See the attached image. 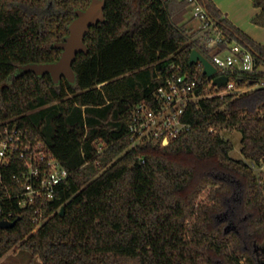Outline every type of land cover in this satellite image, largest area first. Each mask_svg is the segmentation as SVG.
Returning <instances> with one entry per match:
<instances>
[{"label": "trees", "instance_id": "obj_1", "mask_svg": "<svg viewBox=\"0 0 264 264\" xmlns=\"http://www.w3.org/2000/svg\"><path fill=\"white\" fill-rule=\"evenodd\" d=\"M198 1L225 35L216 51L237 41L264 61V45L212 0ZM252 1L260 8L255 21L264 25V0ZM88 3L0 0V120L42 138L70 172L42 205L36 231L35 207L21 208L12 226L0 227V259L23 247L42 264H259L264 85L255 84L264 73L229 72L234 86L220 93L226 86L189 62L193 49L211 54L203 36L182 22L188 0H104V20L90 26L87 52L72 63L73 82L18 68L56 61L61 49L54 43ZM177 64L199 83L201 97L182 117L190 128L165 145H131L134 105L154 104L166 70ZM225 128L240 131L244 158L230 155ZM2 170L13 191L18 168Z\"/></svg>", "mask_w": 264, "mask_h": 264}, {"label": "built area", "instance_id": "obj_2", "mask_svg": "<svg viewBox=\"0 0 264 264\" xmlns=\"http://www.w3.org/2000/svg\"><path fill=\"white\" fill-rule=\"evenodd\" d=\"M188 1L192 5L193 17L201 20L202 30H214L215 35L205 41L210 48L209 60L216 67L214 76H228L232 71L264 73V61H259L251 49L242 43L232 41L228 43V49L216 51L220 49L219 44L225 35L216 30L213 20L198 0ZM257 85H264V77ZM198 86V81L189 78L181 65H172L167 69L164 84L154 92L155 103L140 101L133 107L128 129L131 145L148 140L165 145L188 130L190 125L182 117L187 105L201 97L196 93ZM225 86L223 92L232 90L234 84L228 79ZM10 164L18 168L12 176L13 191H10L2 170ZM261 169L264 171V164ZM69 175V170L49 154L42 138L31 136L27 129L21 128L16 122L0 120L1 220H14L21 208L35 207L33 219L36 225L32 231H36L43 222L42 205L53 197L56 187L66 181ZM1 187L4 189L1 190Z\"/></svg>", "mask_w": 264, "mask_h": 264}, {"label": "water", "instance_id": "obj_3", "mask_svg": "<svg viewBox=\"0 0 264 264\" xmlns=\"http://www.w3.org/2000/svg\"><path fill=\"white\" fill-rule=\"evenodd\" d=\"M104 0H91L85 9H77L75 18L68 26L69 33L61 41L55 42L54 47L61 49V54L56 61L48 63H29L19 65L18 68L23 72L33 71L36 74L49 73L54 80L58 82L62 76L70 82L75 80V73L72 63L79 52H87L84 42V36L88 32L90 26L104 20ZM200 62L203 71L210 77H213L216 67L205 57L199 50L193 49L190 53L189 62ZM227 75H217L213 77L212 83L216 86H223L228 82ZM61 208V212L63 211ZM14 220H1L0 227H10L15 223Z\"/></svg>", "mask_w": 264, "mask_h": 264}, {"label": "crops", "instance_id": "obj_4", "mask_svg": "<svg viewBox=\"0 0 264 264\" xmlns=\"http://www.w3.org/2000/svg\"><path fill=\"white\" fill-rule=\"evenodd\" d=\"M223 15L232 22L235 26L240 28L243 32L248 34L258 43L264 45V25L257 23L255 17L260 13V8L256 7L252 0H212ZM185 24V15L182 20ZM192 31H197V36H203V42L213 32L205 34L207 31L202 30V27L196 29L190 28Z\"/></svg>", "mask_w": 264, "mask_h": 264}, {"label": "rangeland", "instance_id": "obj_5", "mask_svg": "<svg viewBox=\"0 0 264 264\" xmlns=\"http://www.w3.org/2000/svg\"><path fill=\"white\" fill-rule=\"evenodd\" d=\"M49 9L52 8V4L50 3ZM185 24L186 28L196 29L197 27H201V20L193 17L192 5L189 4L186 8L185 12ZM215 35V33H212ZM258 86V85H257ZM226 92V91H224ZM222 91V93H224ZM221 135L229 139L232 142V149L230 150V155L233 158H244L241 152V133L236 129H222ZM0 264H42L41 260L38 257L32 256L30 252L23 248L19 247L11 252L7 253L3 258L0 259Z\"/></svg>", "mask_w": 264, "mask_h": 264}, {"label": "flooded vegetation", "instance_id": "obj_6", "mask_svg": "<svg viewBox=\"0 0 264 264\" xmlns=\"http://www.w3.org/2000/svg\"><path fill=\"white\" fill-rule=\"evenodd\" d=\"M90 1L91 0H89V3H90ZM89 3L87 4V6L89 5ZM49 5H50V2H48V7H49ZM87 6H85L84 8H81V9H85ZM258 253H261V256H259V258H258L259 264H264V255H263L262 251L258 250Z\"/></svg>", "mask_w": 264, "mask_h": 264}]
</instances>
